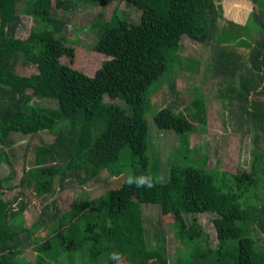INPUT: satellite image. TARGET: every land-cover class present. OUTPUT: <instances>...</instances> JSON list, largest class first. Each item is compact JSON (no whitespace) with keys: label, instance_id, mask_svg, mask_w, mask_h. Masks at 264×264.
Returning <instances> with one entry per match:
<instances>
[{"label":"trees","instance_id":"16d2710c","mask_svg":"<svg viewBox=\"0 0 264 264\" xmlns=\"http://www.w3.org/2000/svg\"><path fill=\"white\" fill-rule=\"evenodd\" d=\"M221 1L126 0L137 20L127 11L108 20L101 9L88 45L67 36V25L77 8L104 0H0V166L7 169L0 175V264H17L28 251L34 260L23 264H115L112 252L121 254L120 264H168L161 222L149 234L143 219L148 205L160 217L181 215L190 252L180 257L185 264H264V0H247L252 9L244 24L223 19L218 26ZM19 3L32 23L24 38L16 36ZM181 35L215 47L216 96L227 101L231 130L250 136L246 169L207 167L188 152V136L206 122L203 88L183 111L169 102L154 113L156 128L177 136L164 167L148 138L145 114L157 89L151 86L163 79L156 85L166 81L173 89L168 79L178 64L197 63L178 55ZM59 44L106 57L85 73L56 57ZM26 65L35 72H17ZM43 131L51 140L26 145L18 173L12 135L36 138ZM119 175L108 188L107 177ZM141 175L159 182L153 188L127 183ZM71 182L85 189L102 183L103 190L94 197L81 190L67 207L40 200ZM26 211L32 221L24 227ZM174 224L167 225L176 239L181 230Z\"/></svg>","mask_w":264,"mask_h":264},{"label":"rangeland","instance_id":"374dc122","mask_svg":"<svg viewBox=\"0 0 264 264\" xmlns=\"http://www.w3.org/2000/svg\"><path fill=\"white\" fill-rule=\"evenodd\" d=\"M23 3H19L17 7V13L20 17V24L16 30V36L24 38L29 31V27L32 24L29 14L24 10ZM222 19L218 20V26L223 25V19L230 20L234 23L244 24L247 16L252 9V3L247 0H222L220 2ZM103 10V17L110 19L112 13H119L127 11L128 16L133 20H137L138 11L129 6L126 0H104L103 6L96 7H84L81 6L72 13V20L67 25L65 34L72 38H78L82 43L90 44L94 40V36L89 35L88 28L96 13ZM213 45L201 44L192 40H189L185 35H181L179 48L177 50L178 55L181 58H193L197 61L193 68L188 69L185 61H181L178 67L170 73L168 79L173 85V89L167 87V83H163L157 86L158 82L163 81L160 79L158 82L151 86L152 90L157 87L155 92L151 96V106L146 111L145 118L148 125V138L155 144V150L160 154L161 163L164 167V163L167 161V156L171 152L172 148L177 145V136L172 131L161 130L159 131L153 120L154 113L167 103H175L179 111H183L184 106L193 98L196 94V90L199 88L202 91L205 102L206 122L205 125H197L194 131L188 136V152L192 156L202 159L206 163L207 167L217 165L218 168L225 169L230 172L238 171L239 169L248 168L249 154H250V136L248 134H240L232 131V121H229V107L225 99H220L216 96L218 79L212 77L211 63L213 55ZM56 57L65 63L70 64L72 67L79 68L85 73H93L95 69L100 66L101 62L105 60L106 56L96 53L92 50H85L81 46L72 45L67 46L59 44L54 51ZM186 67V68H185ZM17 72L22 75L35 72L34 66H17ZM157 84V85H156ZM196 89V90H195ZM14 141V154L16 157L15 166L18 173L21 172V158L23 150L26 145L30 146L35 141L40 140L42 142H49L52 135L43 131L37 135L36 138L13 134ZM7 172L5 166H0V175ZM124 175L118 177L109 178L108 188L117 186ZM105 177V173L103 176ZM66 186L64 189H58L56 184V191L50 195H46L40 198L42 202H50L52 199H56L62 207H67L70 202V198H75L81 190L86 192L87 197H94L99 195L103 190L102 186L96 183L95 187L88 189L86 187H80L78 184ZM70 183V184H71ZM15 193V192H14ZM9 195V193H7ZM24 194L28 197L30 191L24 190ZM155 205V204H153ZM144 206V205H143ZM143 219L147 223L149 228V234H153L158 231V227L155 225L157 221H160V227L163 228L164 233V255L168 260V264H172L177 260L179 264H185L190 252L187 250L183 241V229L184 223L181 215L177 212L162 215L160 217L159 211L152 205L143 207L142 209ZM201 222L204 224V228L210 238V242L213 244L215 240V234L211 223H206L205 217L200 216ZM32 217L28 211L24 213L22 225L27 227L31 224ZM169 222L175 223V227H180L181 235L174 239L172 237L174 228L167 225ZM177 249H181L183 252L179 253ZM34 254L28 252L23 253V258L16 260L17 264H23L26 261H33ZM182 257L183 259H181Z\"/></svg>","mask_w":264,"mask_h":264},{"label":"clouds","instance_id":"9594fccd","mask_svg":"<svg viewBox=\"0 0 264 264\" xmlns=\"http://www.w3.org/2000/svg\"><path fill=\"white\" fill-rule=\"evenodd\" d=\"M159 181H153V178L151 176H145L141 175L138 177H129L127 183L131 185H135L136 187H147V188H153L155 186V183ZM109 258L115 262V264H120V261L122 259L121 254L118 252H112L109 254Z\"/></svg>","mask_w":264,"mask_h":264}]
</instances>
